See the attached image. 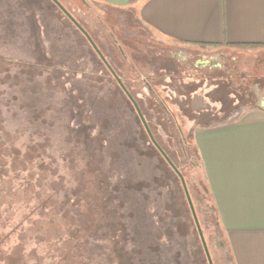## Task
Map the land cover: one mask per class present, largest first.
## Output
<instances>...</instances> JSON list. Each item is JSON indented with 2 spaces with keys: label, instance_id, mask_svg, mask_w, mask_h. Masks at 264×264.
I'll list each match as a JSON object with an SVG mask.
<instances>
[{
  "label": "rangeland",
  "instance_id": "rangeland-1",
  "mask_svg": "<svg viewBox=\"0 0 264 264\" xmlns=\"http://www.w3.org/2000/svg\"><path fill=\"white\" fill-rule=\"evenodd\" d=\"M59 1L116 62L157 142L185 179L213 264H227L217 247L225 233L203 165L191 164L197 150L189 145H196L201 127L235 121L226 113L242 94L228 78L206 85L201 73L184 69L151 73L149 61L172 64L156 55L172 45L138 24L134 11L108 10L97 0ZM79 10L87 17L80 18ZM222 49L243 67L264 59V50ZM242 70L264 89V69ZM147 76L151 89L141 80ZM118 86L53 0H0V264H210L180 176L151 151L152 140ZM203 94L206 111L196 97ZM33 138L43 157L27 152ZM34 161L44 164L42 177L50 170L57 174L46 185L36 178L39 188L29 181ZM144 181L151 183L142 188Z\"/></svg>",
  "mask_w": 264,
  "mask_h": 264
},
{
  "label": "crops",
  "instance_id": "crops-1",
  "mask_svg": "<svg viewBox=\"0 0 264 264\" xmlns=\"http://www.w3.org/2000/svg\"><path fill=\"white\" fill-rule=\"evenodd\" d=\"M100 1L135 10L172 46L264 50V0ZM195 143L232 264H264V113L201 127Z\"/></svg>",
  "mask_w": 264,
  "mask_h": 264
},
{
  "label": "flooded vegetation",
  "instance_id": "flooded-vegetation-1",
  "mask_svg": "<svg viewBox=\"0 0 264 264\" xmlns=\"http://www.w3.org/2000/svg\"><path fill=\"white\" fill-rule=\"evenodd\" d=\"M83 3L87 4L86 0H82ZM89 5V4H88ZM80 18L84 19L87 17L86 13L82 10H79ZM138 21V24L141 25V21ZM94 25H96L94 23ZM82 26V25H81ZM141 27V26H140ZM83 32V31H82ZM86 36V34L84 33ZM87 37V36H86ZM133 38V36H131ZM130 37V38H131ZM88 38V37H87ZM89 39V38H88ZM125 39V38H124ZM127 40V39H126ZM90 41V40H89ZM94 41V40H93ZM114 41H118L116 38H114ZM108 42V41H107ZM110 42V41H109ZM91 43V41H90ZM95 43V42H94ZM127 43V42H126ZM96 44V43H95ZM91 45L94 47V45L91 43ZM97 45V44H96ZM110 48V51L112 53L118 52V50L112 46L107 44ZM119 46V52L123 54L124 58H127V55L125 54V49L123 48L122 43L118 44ZM95 49V47H94ZM96 50V49H95ZM100 50V49H99ZM101 51V50H100ZM98 53V51L96 50ZM102 53V51H101ZM258 52H255L253 54H256ZM99 54V53H98ZM103 54V53H102ZM252 54V55H253ZM157 58H161L165 56H168V58L172 59V64H163L157 61H149L150 64L148 65L147 69H150L151 73H154L155 69H184V73L193 71L196 73H201V78L205 79L207 81L206 85H211L213 82V79L217 78L218 80H222L223 78H228L231 80L232 84L234 85L237 90L242 94V98L238 100V104L236 107L232 108L231 112H227L229 116L233 117H240L241 115L247 114L249 112H252L254 110H262L261 105L264 104V89L260 88L258 85L255 84L253 78L254 76L250 73H247L246 71H243L242 69H264V59H260V66L256 67H243L240 62L238 61L237 56H231L227 52H225L222 48H215V49H193L185 46H171V48L167 49L166 51H158L156 52ZM105 60L103 57L101 59L106 64V67L108 71L110 72L111 76L116 80L118 87L125 93L127 98L130 100V102L134 105L139 118L141 120V123L143 124L144 129L146 130L149 138L152 140L154 145L161 151L159 146L155 143L156 138L154 134L151 131V134L147 131L146 126L141 118V115L139 114L137 110L138 105L139 109L140 106L135 99V97L131 94L129 86L125 83V79L119 74V72L116 70L118 69L116 66V62H113L108 60L107 57L103 54ZM145 61L143 58H141V69H146L143 63L145 64ZM133 67V77L131 79L132 83H136V71L137 67L136 65H132ZM221 72L220 75H213L214 72ZM189 74V73H188ZM150 76L142 77V82L151 89L150 85ZM128 81V79H127ZM202 81V80H201ZM197 98H199L200 102L198 104L203 106V110H208L210 108V105L205 103L204 98L205 94L203 95H196ZM167 112H171L167 105H163ZM141 110V109H140ZM142 112V110H141ZM143 114V112H142ZM144 118L145 115L143 114ZM146 120V118H145ZM147 122V120H146ZM148 124V122H147ZM180 129V126H179ZM181 137V136H180ZM155 140V141H153ZM180 140H183V136L180 138ZM162 152V151H161ZM177 173V172H176ZM185 191V189H184ZM186 194V192H185ZM222 244V243H220ZM229 260L228 258H226Z\"/></svg>",
  "mask_w": 264,
  "mask_h": 264
},
{
  "label": "trees",
  "instance_id": "trees-1",
  "mask_svg": "<svg viewBox=\"0 0 264 264\" xmlns=\"http://www.w3.org/2000/svg\"><path fill=\"white\" fill-rule=\"evenodd\" d=\"M99 3H101V4H104V6H105V8H107L108 10H113V11H116V10H130V11H134L135 12V14H136V17H137V12L135 11V10H132V9H129V8H118V7H112V6H110V5H108L107 3H104V2H102V1H100V0H97ZM138 19V18H137ZM234 46H239V47H243V48H253V47H255L256 45H254V44H240V45H238V44H236V45H234ZM142 124V123H141ZM144 128V127H143ZM145 130V129H144ZM156 142H157V140H156ZM158 143V142H157ZM182 143H183V150H184V153H185V155H188V153H190L189 151H188V149H187V144H186V142L184 141V140H182ZM158 145L160 146V148H161V145L158 143ZM153 146L155 147L154 149H152L151 151L153 152V153H157L158 155H160L159 157H160V159L161 160H164L166 163H168L169 164V166H171L170 165V163H169V161L166 159V157L164 156V154H163V152H161L155 145H154V143H153ZM189 146H191V150H193V152H194V150H197V155L196 154H194V153H192V154H190V156H193V160H191V164H192V166H201L202 167V162H201V158H200V154L198 153L199 151H198V148H197V145H195L194 143L193 144H190ZM25 147L27 148V152L29 153H31V155H33V156H37V158H40V157H43V154L41 153V148L39 147V145H38V142L33 138V139H31L30 140V143H28L27 145H25ZM162 150H163V148H161ZM164 151V150H163ZM165 153V152H164ZM166 154V153H165ZM167 155V154H166ZM168 156V155H167ZM167 164V165H168ZM42 167H45L44 166V164H42V165H39V163H37V161L35 162L34 161V170H33V178H30L29 179V181H33V180H35V182H34V184H35V187L36 188H39L37 185H36V183L38 182V181H36V178H39V177H41V180L43 181L42 183H44V185H46V184H48L49 183V178H53V177H55L57 174H56V172H53V171H51L50 170V172L48 173V177H42L41 176V174L43 173V174H45V169H43L42 170ZM172 167V166H171ZM173 168V167H172ZM20 169H22L21 167H19V169H16V170H20ZM171 169V168H170ZM77 170H78V168H77ZM79 172H78V175H83V171H81L80 169L78 170ZM175 171V170H174ZM176 172V171H175ZM156 178V177H155ZM50 183L52 184L53 183V181H50ZM149 183H151V182H147V181H144V182H141V187L142 188H146V187H148V184ZM43 185V186H44ZM215 212V211H214ZM220 234V233H219ZM221 235V234H220ZM225 238V237H224Z\"/></svg>",
  "mask_w": 264,
  "mask_h": 264
},
{
  "label": "water",
  "instance_id": "water-1",
  "mask_svg": "<svg viewBox=\"0 0 264 264\" xmlns=\"http://www.w3.org/2000/svg\"><path fill=\"white\" fill-rule=\"evenodd\" d=\"M59 7L60 9L83 31V33L86 34V36L89 38V40L91 41V43L94 45L95 49L98 51L99 55L101 57H103V59L105 60L103 54L101 53V51L99 50V48L97 47V45L94 43V41L92 40V38L90 37V35L87 33V31L83 28V26H81V24L75 19V17L63 6V4L59 1V0H53ZM137 106V110L139 112V114L141 115V118L146 126V129L147 131L151 134V131H150V128L141 112V110L139 109L138 105L136 104ZM261 108L264 110V104L261 105ZM152 135V134H151ZM155 141V140H153ZM155 143L158 145V143L155 141ZM159 146V145H158ZM160 148V146H159ZM161 149V148H160ZM161 151L163 152L164 156L166 157V159L169 161L170 165L173 167V169L177 172V174L180 176L181 178V181H182V184H183V187L185 189V192H186V196H187V199H188V203L190 205V208H191V211H192V214H193V217L195 219V223H196V226H197V229H198V232H199V235H200V238L202 240V243H203V247L205 249V252H206V255H207V258L209 260V263L210 264H213V261H212V258H211V255L209 253V249H208V246H207V243H206V240H205V237H204V234H203V230L201 228V225L199 223V220H198V217H197V214H196V211H195V207L193 205V202H192V199H191V196H190V193H189V190L187 188V185H186V182H185V179L183 177V175L181 174L180 170L176 167V165L170 160V158L164 153V151L161 149ZM223 241V244H220L221 242L217 239V247L222 250L224 252V257L225 258H229V248L226 244V242L224 240ZM227 264H232V262L230 260H228Z\"/></svg>",
  "mask_w": 264,
  "mask_h": 264
}]
</instances>
